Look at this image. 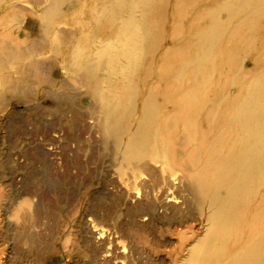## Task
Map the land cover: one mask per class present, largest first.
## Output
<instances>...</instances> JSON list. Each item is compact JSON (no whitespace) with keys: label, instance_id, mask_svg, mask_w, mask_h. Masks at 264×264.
Segmentation results:
<instances>
[{"label":"bare ground","instance_id":"6f19581e","mask_svg":"<svg viewBox=\"0 0 264 264\" xmlns=\"http://www.w3.org/2000/svg\"><path fill=\"white\" fill-rule=\"evenodd\" d=\"M136 1L118 0L108 15L126 17L120 29L132 36L140 29L144 41L142 47L132 41L142 53L133 61L137 79L109 84L122 93L116 104L108 100L105 137L138 197L144 191L156 201L157 190L173 189L168 202L180 201L175 209L183 207L197 223L191 237L173 228L177 244L158 238L161 262L169 256L173 264H264V0H141L147 19L128 27ZM63 7L64 1L45 12L49 23ZM17 22L14 13L2 16V36L19 41L8 29ZM0 54L13 56L6 46ZM85 68L97 99L107 79ZM138 172L149 183L139 185ZM98 235L111 257L106 232ZM133 249L123 246L116 259L130 264Z\"/></svg>","mask_w":264,"mask_h":264},{"label":"rangeland","instance_id":"374dc122","mask_svg":"<svg viewBox=\"0 0 264 264\" xmlns=\"http://www.w3.org/2000/svg\"><path fill=\"white\" fill-rule=\"evenodd\" d=\"M62 1V15L49 23L45 12ZM117 1L11 0L0 6V18L17 16L18 28L8 29L19 38H5L0 29V47L13 55L0 54V264H124L116 259L123 246L134 248L128 263L173 264L169 256L161 262L165 248L158 238L177 244L175 226L191 237L197 225L183 207L175 209L180 201L168 202L173 189L166 195L157 190L156 201L144 191L138 197L105 137L108 100L114 105L122 93L109 84L137 79L133 61L142 53L137 56L132 41H144L140 29L133 36L124 27L119 33L126 17L112 13L108 19ZM134 8L128 27L147 19L141 0ZM87 65L107 79L97 99L84 79ZM144 174L137 173L139 185L150 181ZM101 230L111 242L109 258L98 240Z\"/></svg>","mask_w":264,"mask_h":264}]
</instances>
